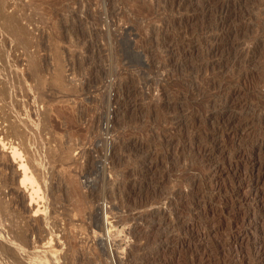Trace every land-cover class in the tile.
<instances>
[{
  "label": "rangeland",
  "instance_id": "rangeland-1",
  "mask_svg": "<svg viewBox=\"0 0 264 264\" xmlns=\"http://www.w3.org/2000/svg\"><path fill=\"white\" fill-rule=\"evenodd\" d=\"M27 137L12 264H264V0H0V144Z\"/></svg>",
  "mask_w": 264,
  "mask_h": 264
},
{
  "label": "bare ground",
  "instance_id": "bare-ground-1",
  "mask_svg": "<svg viewBox=\"0 0 264 264\" xmlns=\"http://www.w3.org/2000/svg\"><path fill=\"white\" fill-rule=\"evenodd\" d=\"M19 135V134H18ZM16 136V135H15ZM2 137V136H1ZM30 138L27 137V138H23L22 139V145L21 147H19L18 145L16 144H13L11 145L10 147L7 146V144H5V142L0 144L2 145V150L3 151H7L8 152V156L7 158L5 159V162L2 163L1 160H0V209H7L9 207H12V206H17L19 204H22L24 203L23 201H25L24 198L22 200V202H20V199H19V195L21 194V192H27V190L30 188L32 189V193L29 194L30 195V202H29V205L28 206H32V204H34L33 202L35 201L34 198H36V194H37V191L40 190L39 187L35 186L34 188V177L32 179L31 175H28V171H29V168L31 170V167L33 168V165L35 166L36 163L40 162L39 161V154H38V151L37 149H34L33 147H30L31 146V143L29 142ZM1 141V140H0ZM9 142V141H8ZM24 147L27 151V154L29 153L30 156H31V159L33 161L29 163V165H31V167H29L27 164H24L23 161H25L24 159H22L21 155V148ZM24 149V150H25ZM23 151V150H22ZM4 153V152H3ZM5 154V153H4ZM3 157V156H2ZM29 157V156H28ZM19 158V160H18ZM30 158V157H29ZM1 159V158H0ZM23 161H22V160ZM16 163L17 167L14 166V164ZM26 163V162H25ZM38 166V164H36ZM41 165V164H40ZM38 167H41V166H38ZM35 168V167H34ZM37 168V167H36ZM41 169V168H40ZM43 169V168H42ZM35 171H38V168L37 170ZM41 171H44L41 170ZM33 172H34V169H33ZM32 173V172H31ZM41 173V172H40ZM33 174V173H32ZM46 174V173H44ZM22 175V180H20V182H18V177ZM43 175V174H41ZM36 176V175H35ZM42 177V176H41ZM36 178V177H35ZM45 178V177H44ZM42 179V178H41ZM36 180V179H35ZM43 182V181H42ZM38 184V182H35ZM43 184V183H42ZM42 187V186H41ZM40 187V188H41ZM42 189V188H41ZM39 192V191H38ZM36 193V194H35ZM4 195V198H7V196L9 197L8 200H4L2 198L1 195ZM39 194V193H38ZM22 195V194H21ZM28 195V196H29ZM36 197H35V196ZM26 196V195H25ZM22 198V197H21ZM29 198V197H28ZM37 203V202H36ZM24 204H22V207ZM26 205V204H25ZM36 205V204H35ZM34 209V208H33ZM1 212V211H0ZM39 210H35L34 211V215L37 216L39 215L38 214ZM32 218V217H31ZM34 218V217H33ZM39 221V220H38ZM43 222V220H41ZM27 230V229H25ZM29 232V231H28ZM7 234V233H6ZM3 236V235H2ZM16 236V235H15ZM18 236V235H17ZM18 238V237H17ZM2 239V238H1ZM8 239V238H7ZM27 233L25 231H22L19 235V240H20V243L18 245L21 244V246L23 247V249L25 247L28 246V240H27ZM6 240V238H5ZM8 241V240H6ZM51 241V240H50ZM49 241V242H50ZM48 242V241H47ZM4 243V242H3ZM1 241H0V264H12L13 262V257H14V254H13V257L11 259V261L9 262V259L6 257L7 255V252H8V247L6 246L5 244H3ZM10 243V242H9ZM45 244V243H44ZM49 244V243H47ZM50 245V244H49ZM9 246V245H8ZM11 247V246H10ZM45 248V247H44ZM17 249V248H16ZM22 249V250H23ZM10 250V249H9ZM13 250V249H12ZM21 250V251H22ZM14 251V250H13ZM18 253V252H16ZM11 254V253H10ZM2 256V257H1ZM34 256V255H33ZM9 257V256H8ZM31 257V256H30ZM33 259V258H32ZM35 259V258H34ZM51 263H50V262ZM39 259V257L37 259H35L34 261H31L28 258H22V260L18 261L17 264H53L52 260L51 259ZM15 263V262H14ZM16 264V263H15Z\"/></svg>",
  "mask_w": 264,
  "mask_h": 264
}]
</instances>
